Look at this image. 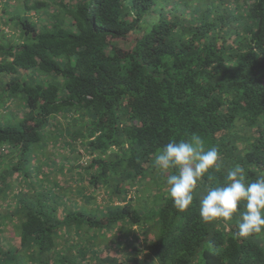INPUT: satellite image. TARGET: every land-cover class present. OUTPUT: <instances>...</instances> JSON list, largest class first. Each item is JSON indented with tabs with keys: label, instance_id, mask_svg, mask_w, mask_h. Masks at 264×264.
<instances>
[{
	"label": "trees",
	"instance_id": "obj_1",
	"mask_svg": "<svg viewBox=\"0 0 264 264\" xmlns=\"http://www.w3.org/2000/svg\"><path fill=\"white\" fill-rule=\"evenodd\" d=\"M17 1L0 0V264H264L238 214L199 215L234 165L264 177V0ZM191 133L221 171L181 213L154 159Z\"/></svg>",
	"mask_w": 264,
	"mask_h": 264
},
{
	"label": "clouds",
	"instance_id": "obj_2",
	"mask_svg": "<svg viewBox=\"0 0 264 264\" xmlns=\"http://www.w3.org/2000/svg\"><path fill=\"white\" fill-rule=\"evenodd\" d=\"M154 166L165 175L173 206L183 213L192 207L205 177L221 171L220 153L215 146L206 147L201 135L191 133L186 139L164 145L155 154ZM237 214L236 236L248 239L264 234V177L248 182L239 164L227 170L223 184L210 185L199 198V215L204 223H227Z\"/></svg>",
	"mask_w": 264,
	"mask_h": 264
},
{
	"label": "rangeland",
	"instance_id": "obj_3",
	"mask_svg": "<svg viewBox=\"0 0 264 264\" xmlns=\"http://www.w3.org/2000/svg\"><path fill=\"white\" fill-rule=\"evenodd\" d=\"M12 2H14L15 4L18 2L17 0H12ZM1 19V18H0ZM0 24H1V26L3 27V25H2V21L0 20ZM116 42L119 44V45H121L122 47H124V48H126V47H129V45H131V42H132V38H126V39H118V40H116ZM14 105L13 106H11V107H9L8 109H6L5 111H6V113H11L12 112V110L14 111ZM6 107H4L3 109H5ZM3 113V112H2ZM3 117V116H2ZM2 117H1V119H2ZM62 151V150H61ZM56 177V179L58 180V183L60 184V183H64V185H63V188H70L71 186H74V185H76L75 187L77 188V184L79 183V181H76L75 179L74 180H72V182H71V186H69L70 184L68 183V181H71V179H70V176L68 175V174H64L63 173V170L62 171H60V173L59 174H57V175H55ZM93 194V196H95V201H93L92 203H89V205L87 204V205H85V204H83L82 203V197H81V195L79 194L77 197H76V194H75V198H77L79 201H80V203H81V205H85L86 206V208L87 209H91V206L93 207V206H96L95 204H96V202L97 203H101L103 206L105 205V204H107L108 202L107 201H105V200H103V198H102V194L101 193H99L98 194V192H95V193H92ZM98 194V195H97ZM74 197V196H73ZM101 198H102V201H101ZM95 203V204H94ZM4 206H5V204H4V202L3 201H0V209H2V208H4ZM2 231H3V234L5 235V237H6V241H8L7 239H9V237L11 236V232H10V230H8L7 228H5V226L4 227H2ZM107 237L105 236L103 239H101L102 240V242H104L103 244H102V249H101V251H102V255L103 256H106V255H108V254H111V255H114V250H115V247L117 248V242H115V243H111V240H109L108 239V241H107V243L104 241L105 239H106ZM111 243V244H110ZM108 245L110 246V249H109V247H108ZM128 249H129V247H127ZM117 249H119V248H117ZM130 250V249H129ZM113 253V254H112ZM122 255V256H124L125 255V252L124 251H120L119 250V253H118V255Z\"/></svg>",
	"mask_w": 264,
	"mask_h": 264
}]
</instances>
